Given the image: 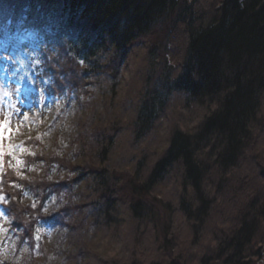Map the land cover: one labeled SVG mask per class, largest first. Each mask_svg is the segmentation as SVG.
Here are the masks:
<instances>
[{"label": "trees", "instance_id": "trees-1", "mask_svg": "<svg viewBox=\"0 0 264 264\" xmlns=\"http://www.w3.org/2000/svg\"><path fill=\"white\" fill-rule=\"evenodd\" d=\"M9 65L19 96L75 95L83 113L71 150L57 138L47 156L31 137L0 158L6 226L17 249L45 255L24 264H50L36 227L65 231L75 251L56 254L71 264L264 258V0H0L2 102ZM178 105L208 112L184 128ZM101 234L121 237L125 257L97 253Z\"/></svg>", "mask_w": 264, "mask_h": 264}, {"label": "rangeland", "instance_id": "rangeland-1", "mask_svg": "<svg viewBox=\"0 0 264 264\" xmlns=\"http://www.w3.org/2000/svg\"><path fill=\"white\" fill-rule=\"evenodd\" d=\"M175 35L178 37V45H186L187 39L182 30L175 33ZM180 53L182 57L183 49ZM166 57L169 64L174 66L177 59L172 58L171 53H168ZM136 63L137 59L135 57V60L132 58L125 64L117 99H123L128 96V89L135 72ZM13 67L14 65L12 67L9 65L8 70H6L7 72L4 74L8 82L7 86L9 90L6 102L3 103L0 101V123L7 120L9 128L11 129V138L10 140L7 138L4 139V146L7 147L9 143L22 146L27 139L39 137L45 147V154L50 156L55 149L56 139L59 138V143L63 149L66 151L71 150L74 135L77 133V121L79 116L83 114L79 109L77 97L72 95L62 98L52 97L41 99L37 92L29 96L23 94L18 96L15 90V84L11 79L8 80L11 78L9 75L13 74L11 72V68L13 69ZM20 75L19 73V77ZM13 78H15L14 74ZM2 80L3 77L0 76V81ZM40 86L43 90V85L40 84ZM179 109L182 114L181 112L179 114L176 112ZM176 111L174 110V115L170 118H178L184 128H193L201 120L202 116L208 112V108L201 106L198 108L196 114H192L189 108L178 105ZM170 127V121H167L161 129L162 142H166ZM5 135L7 136V133ZM25 153L24 148L23 151L19 148L14 151L15 157H19ZM159 195L161 196L162 193ZM32 200L33 197L31 194L25 195V202L30 203ZM53 205V202L48 204V213L52 211ZM7 223L8 218L4 215V211L0 207V229H2L0 230V264H24L27 261L31 263L33 256L38 262H44L45 255L38 253V251L36 253L35 250L32 251L29 243H24L20 249H17V237H15L12 231L8 230L6 227ZM38 230L41 237L39 243L43 242V245L46 247L47 255L50 256V264H71L70 262L64 261V256L56 254L59 248H62L64 251H75L76 246H71L68 243V239L64 237L65 231L45 227H38ZM204 242L207 241L204 239ZM94 248L97 253L105 255L106 257L124 258L127 254L123 239L115 235H99L94 239ZM256 259L259 260V258ZM263 263L264 258L259 260V264ZM80 264L88 263L82 262Z\"/></svg>", "mask_w": 264, "mask_h": 264}, {"label": "snow or ice", "instance_id": "snow-or-ice-1", "mask_svg": "<svg viewBox=\"0 0 264 264\" xmlns=\"http://www.w3.org/2000/svg\"><path fill=\"white\" fill-rule=\"evenodd\" d=\"M7 133V136L5 135ZM9 139L11 138V129L9 128V125H8V121L5 120L3 121L2 123H0V158H2L4 155H9V156H12L14 151L19 148L21 151H23V147L20 146V145H13L11 143H9L7 145V149H5V146L3 144V141L4 139ZM16 164L17 165H20L22 164V161L20 160H17L16 161ZM7 199H10V197H5L3 195H0V202H3V201H6ZM33 207H35V205H33ZM4 215H6V213H4ZM2 230V229H0ZM39 232V230L37 229V233ZM35 239L39 240L40 237L39 235L37 234L35 236Z\"/></svg>", "mask_w": 264, "mask_h": 264}, {"label": "water", "instance_id": "water-1", "mask_svg": "<svg viewBox=\"0 0 264 264\" xmlns=\"http://www.w3.org/2000/svg\"><path fill=\"white\" fill-rule=\"evenodd\" d=\"M37 234H38V233H37V231L35 230L34 236H36ZM38 235H39V234H38ZM39 237H40V235H39ZM40 239H41V237H40ZM40 239H39V240H40ZM39 240L36 239L37 242H38Z\"/></svg>", "mask_w": 264, "mask_h": 264}]
</instances>
